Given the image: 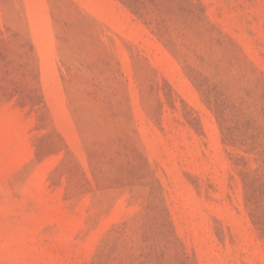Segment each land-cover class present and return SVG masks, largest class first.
Returning a JSON list of instances; mask_svg holds the SVG:
<instances>
[{
	"label": "rangeland",
	"instance_id": "374dc122",
	"mask_svg": "<svg viewBox=\"0 0 264 264\" xmlns=\"http://www.w3.org/2000/svg\"><path fill=\"white\" fill-rule=\"evenodd\" d=\"M0 264H264V0H0Z\"/></svg>",
	"mask_w": 264,
	"mask_h": 264
}]
</instances>
